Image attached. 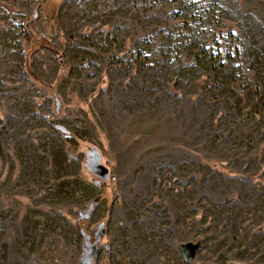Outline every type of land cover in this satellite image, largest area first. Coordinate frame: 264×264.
Returning a JSON list of instances; mask_svg holds the SVG:
<instances>
[{"label": "rangeland", "instance_id": "rangeland-1", "mask_svg": "<svg viewBox=\"0 0 264 264\" xmlns=\"http://www.w3.org/2000/svg\"><path fill=\"white\" fill-rule=\"evenodd\" d=\"M98 227L95 264H264V0H0V264Z\"/></svg>", "mask_w": 264, "mask_h": 264}, {"label": "water", "instance_id": "water-1", "mask_svg": "<svg viewBox=\"0 0 264 264\" xmlns=\"http://www.w3.org/2000/svg\"><path fill=\"white\" fill-rule=\"evenodd\" d=\"M99 159H100V153L96 151L94 153L95 162L92 163V168L98 175H104L106 169L98 162ZM94 208H95V204L90 203L86 213H81L80 218L87 219L91 217V213L94 210ZM104 234L105 231L102 229L99 232V236L97 237V239H99ZM82 235L84 236L85 233L82 232ZM179 249L183 254L184 262H189L195 258L197 251L199 249V243H193V242L184 243L179 246ZM99 252H100L99 241L95 242L94 244H88V245L84 244L83 252L80 255L78 264H95V260Z\"/></svg>", "mask_w": 264, "mask_h": 264}, {"label": "flooded vegetation", "instance_id": "flooded-vegetation-1", "mask_svg": "<svg viewBox=\"0 0 264 264\" xmlns=\"http://www.w3.org/2000/svg\"><path fill=\"white\" fill-rule=\"evenodd\" d=\"M99 228L100 227H98V230L94 231L93 233L84 236V238H83L84 244H86V245L94 244L97 241H99V244H100V242L102 241L105 234L103 236H101L99 239H97V237L99 236V232L102 230L101 228L100 229Z\"/></svg>", "mask_w": 264, "mask_h": 264}]
</instances>
